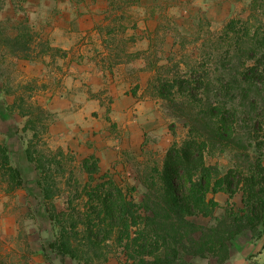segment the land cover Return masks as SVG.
<instances>
[{
	"label": "rangeland",
	"instance_id": "1",
	"mask_svg": "<svg viewBox=\"0 0 264 264\" xmlns=\"http://www.w3.org/2000/svg\"><path fill=\"white\" fill-rule=\"evenodd\" d=\"M209 101L231 112L226 141L210 133ZM194 139L220 175L264 177V0H0V264H79L51 249L50 210L71 201L86 215L85 190L110 181L139 206L158 203L169 153ZM240 188L208 194L214 219L191 221L243 210ZM260 231L235 238L223 264H258ZM115 242L116 232L81 264H133Z\"/></svg>",
	"mask_w": 264,
	"mask_h": 264
},
{
	"label": "trees",
	"instance_id": "2",
	"mask_svg": "<svg viewBox=\"0 0 264 264\" xmlns=\"http://www.w3.org/2000/svg\"><path fill=\"white\" fill-rule=\"evenodd\" d=\"M258 70L252 68L248 74ZM213 104L209 101L203 107V115L211 124L208 127L213 137L226 141L233 131L228 119L231 112L224 113L221 105ZM206 142L194 139L183 150L169 153L158 203L139 206L110 181L108 185L85 190L90 207L86 215L78 213L71 201L66 211L50 210V218L59 232L51 249L81 264L89 258L99 259L102 244L110 241L116 232L115 243L126 242L125 250L130 253L133 264H194L195 258H215L223 264L230 259L231 242L243 232L255 234L261 229L255 237L261 240L264 237V177L250 171L245 178L240 169L220 175L216 168L206 167L203 162ZM1 151L3 155L7 152L5 148ZM2 158L3 165H9L8 156L5 154ZM28 158L33 161L29 153ZM83 169L90 180L99 173L96 162L90 165L88 160L84 161ZM8 170L12 176H19L12 167ZM50 179L46 176L43 190L46 201L58 194L57 185L51 186ZM241 184L245 188L243 210L217 219L210 227L191 221L194 217L214 219L218 203L207 201V195L225 193L233 197L241 190ZM81 228L86 232L82 233ZM81 234L86 235L83 244L78 239Z\"/></svg>",
	"mask_w": 264,
	"mask_h": 264
},
{
	"label": "crops",
	"instance_id": "3",
	"mask_svg": "<svg viewBox=\"0 0 264 264\" xmlns=\"http://www.w3.org/2000/svg\"><path fill=\"white\" fill-rule=\"evenodd\" d=\"M262 262H264V253L260 254L258 264H263Z\"/></svg>",
	"mask_w": 264,
	"mask_h": 264
}]
</instances>
